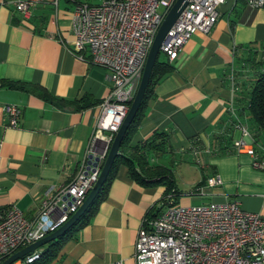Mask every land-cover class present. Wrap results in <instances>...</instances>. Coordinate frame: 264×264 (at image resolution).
Instances as JSON below:
<instances>
[{"label": "crops", "instance_id": "1", "mask_svg": "<svg viewBox=\"0 0 264 264\" xmlns=\"http://www.w3.org/2000/svg\"><path fill=\"white\" fill-rule=\"evenodd\" d=\"M14 0H0V82L40 86L68 103H49L32 92L0 86V209L15 205L32 216L44 192L67 182L85 154L99 102L107 95L106 71L79 59L71 48L72 10L79 0H41L25 15ZM87 57V55H85ZM171 69L154 85L130 143L153 131L166 136L161 154L146 152L149 165L169 169L174 188L186 195L202 188L199 203L236 200L264 217V167L232 142L244 127L264 163V131L246 112L255 76L264 71V6L225 0L206 33L189 36ZM84 99L87 106L74 109ZM19 109L8 125L4 106ZM217 173L221 183L204 180ZM165 185H141L120 165L88 222L61 247L51 264H134L133 242L143 216L160 206ZM171 201L173 198H170ZM163 207V206H162ZM161 207V208H162ZM152 213V212H151Z\"/></svg>", "mask_w": 264, "mask_h": 264}, {"label": "built area", "instance_id": "2", "mask_svg": "<svg viewBox=\"0 0 264 264\" xmlns=\"http://www.w3.org/2000/svg\"><path fill=\"white\" fill-rule=\"evenodd\" d=\"M41 0H14L22 15ZM174 0H101L98 4H75L70 28L71 48L79 59L102 67L109 83L99 102L85 154L72 177L46 190L35 213L26 217L13 204L0 209V262L20 248L58 228L81 204L95 183L114 133L135 93L154 34ZM225 0H187L166 31L159 51L173 60L182 45L196 31L206 33L217 18V6ZM251 8L264 0H242ZM164 7L162 13L157 7ZM87 55V57H85ZM8 125L14 126L19 109L7 104ZM232 142L251 158L253 168L262 169L246 129ZM210 187L221 183L213 173L204 180ZM197 187L189 195L200 196ZM166 205L143 216L136 230L134 264H264V217L243 210L236 200L178 205L165 197ZM39 248L12 264L31 263ZM116 264H120L117 262Z\"/></svg>", "mask_w": 264, "mask_h": 264}, {"label": "trees", "instance_id": "3", "mask_svg": "<svg viewBox=\"0 0 264 264\" xmlns=\"http://www.w3.org/2000/svg\"><path fill=\"white\" fill-rule=\"evenodd\" d=\"M170 69L171 65L168 60L162 53H160V51H158L151 67L148 82L138 109L124 132L118 151L96 195L83 213L65 231H63L62 234L39 247V255L34 261L24 264H51L56 259L63 244L69 239H72L76 232L88 222L90 216L96 208V205L104 197L105 190L110 180L113 178L117 167L120 165L125 166L128 176L141 185H156L159 183L165 185L163 197L161 198V204L155 211L166 205L165 197L167 195H169L170 198H173L171 202L174 203L173 201L179 192L173 186L170 170L161 165H149L145 156L146 152L161 154L165 151V134L153 131L144 141L134 145L130 143L131 138L135 134L136 128L143 117L146 102L152 94L154 85ZM0 86H6L20 91L32 92L49 103L57 106L68 103L66 100L51 96L40 86H31L29 84L11 81L0 82ZM71 103L74 104V109L83 108L88 105L84 103V99ZM245 108L255 128L264 131V71L258 73L253 79L247 92ZM152 210L153 207L147 212V214H151V212L153 213Z\"/></svg>", "mask_w": 264, "mask_h": 264}, {"label": "water", "instance_id": "4", "mask_svg": "<svg viewBox=\"0 0 264 264\" xmlns=\"http://www.w3.org/2000/svg\"><path fill=\"white\" fill-rule=\"evenodd\" d=\"M187 0H174L173 3L170 5V7L167 9L166 13L164 14L155 34L152 40V43L149 47V50L147 52L145 62L143 65V69L135 90V93L133 95V98L131 99L128 109L126 111L125 116L123 117L117 131L114 133L112 141L109 145L107 154L105 156V159L101 165L99 174L97 176V179L91 189L87 192L86 196L84 197L81 204L77 207L75 212H73L58 228H56L54 231L50 232L49 234L45 235L44 237L20 248L19 250L13 252L6 258H4L0 264H12L13 261L16 259L21 258L24 254L31 252L32 250L41 247L48 241L58 237L60 234L63 233L86 209V207L89 205V203L92 201L94 196L96 195L99 187L103 183L109 168L112 164V161L118 151L120 141L124 135V132L130 123L131 119L133 118L135 112L138 109V106L140 104V101L142 99V96L144 94L145 87L148 82V78L150 75L151 67L153 65V62L155 60V57L159 51V45L168 30V28L172 25V23L175 21L177 15L181 11V9L186 4Z\"/></svg>", "mask_w": 264, "mask_h": 264}, {"label": "rangeland", "instance_id": "5", "mask_svg": "<svg viewBox=\"0 0 264 264\" xmlns=\"http://www.w3.org/2000/svg\"><path fill=\"white\" fill-rule=\"evenodd\" d=\"M79 1L80 2H85V3H90V4H98V3H100L101 0H79ZM156 10H157L158 13H162L163 10H164V7L159 5ZM179 188H181V191H182V195L179 198V200H180L179 203H181V204H185V203L198 204V201H196L195 199H186V198H191V197H194V196L186 195L185 192H187V191H185V189H186L185 186L184 187L183 186H179Z\"/></svg>", "mask_w": 264, "mask_h": 264}]
</instances>
